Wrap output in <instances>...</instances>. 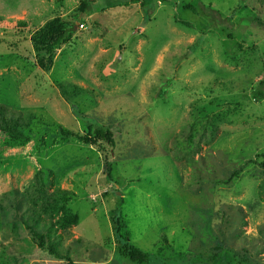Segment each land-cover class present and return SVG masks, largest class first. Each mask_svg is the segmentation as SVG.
<instances>
[{
    "label": "rangeland",
    "instance_id": "obj_1",
    "mask_svg": "<svg viewBox=\"0 0 264 264\" xmlns=\"http://www.w3.org/2000/svg\"><path fill=\"white\" fill-rule=\"evenodd\" d=\"M124 1L0 0V106L20 125L0 132V261L136 264L119 254L118 213L150 264H264V0L110 7ZM57 18L73 38L38 51ZM99 130L114 136L104 152L62 133ZM61 191L78 215L65 229L43 206Z\"/></svg>",
    "mask_w": 264,
    "mask_h": 264
},
{
    "label": "trees",
    "instance_id": "obj_2",
    "mask_svg": "<svg viewBox=\"0 0 264 264\" xmlns=\"http://www.w3.org/2000/svg\"><path fill=\"white\" fill-rule=\"evenodd\" d=\"M143 2V0H129L124 2H116L115 4H110L111 8H116L120 6L128 7L129 4L134 2ZM142 8H145V4L142 3ZM83 7H87V2L83 1ZM76 25L75 23H71L68 21H64L62 19H55L45 25L44 28L40 29L35 33L32 37V42L34 43L36 49L38 51H49L52 52L56 49H61L63 45L67 44L74 36L76 32ZM199 44H196L192 50H196ZM53 55L49 57H41L38 58V66L44 71H51L53 67ZM260 88V90H259ZM258 91L254 95L259 100H264V82L261 83ZM164 94V93H163ZM6 113V107L1 105L0 106V132L4 134H12L14 128H19V121L15 118H9ZM65 136H73L77 137L81 142L86 144H91L97 147L101 152L105 150V143L109 144L110 146H114V136L111 131H104L99 130L96 132L94 138L82 137L81 135L62 131ZM107 160V177L109 179L112 178V165L109 162V156H106ZM60 189H57L59 191ZM42 193V191H41ZM43 196V195H42ZM56 199H59L63 202V205L60 207L58 202H55ZM51 201H54L52 203ZM70 201V193L67 191H61L58 195H54V193L50 197H45L44 201V208L47 207L48 209L56 210L59 207L62 210L63 215L58 218L57 221L54 222V226L60 229L68 228L72 225H76L78 223V215L74 214L69 211L67 205ZM112 224H113V234L114 238L117 241V245H119V254L123 257L128 258L131 262L136 264H150L152 258L146 252L134 247L130 242V235L126 231V226H124V221L121 219V216L116 213L115 216L112 217ZM35 225L38 223L35 222ZM50 231V230H49ZM33 235L38 241V245L41 249L48 250L51 254H57L56 246L52 244L54 240L52 237L49 236L50 232L45 234L44 230L40 227L32 228ZM60 257V255H58ZM62 260H66L68 264H73L67 257L61 255ZM204 259V258H203ZM0 264H7L4 260L0 261Z\"/></svg>",
    "mask_w": 264,
    "mask_h": 264
}]
</instances>
